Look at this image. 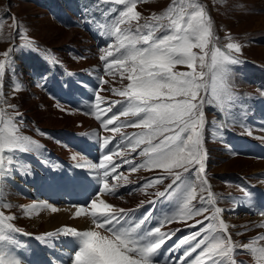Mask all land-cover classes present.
<instances>
[{"label":"snow or ice","instance_id":"obj_1","mask_svg":"<svg viewBox=\"0 0 264 264\" xmlns=\"http://www.w3.org/2000/svg\"><path fill=\"white\" fill-rule=\"evenodd\" d=\"M140 0H98V3L122 5V10L111 7L103 13L105 17L118 13L107 24H99L101 34L115 37V42L102 49L101 61L105 64L106 74H119L128 83L122 89L113 88L112 92L123 98L109 103L106 97L95 96L93 113L106 131L119 133L121 127L141 129L140 132L124 135L113 145L109 153L102 156L98 164H77L95 172L94 178L102 187L89 201L87 206H80L76 217H87L92 227L78 230L64 226L55 232H46L33 238L45 246L55 247L61 236L73 238L75 246L70 257V264H161L156 257L163 249L165 258L180 252L183 255L166 259L165 264H243L238 261V249L247 250L256 264H264V235L258 236L249 243L239 244L232 239L229 225L222 217L225 209L215 206L216 197L206 175L207 150L204 146L205 105H214L222 112L233 108L239 99L231 85L232 67L241 63L233 55L241 51V45L229 42L224 48L215 45V34L212 18L198 0H172L166 12L153 16L150 21L141 24V13L136 11ZM15 19V18H13ZM89 23L93 20L89 19ZM0 19V26H2ZM127 25V27H121ZM18 28V24L14 25ZM159 33V34H158ZM17 36L25 39L24 47H31L33 42L27 40L19 31ZM231 40V37H228ZM212 45L209 51V45ZM200 49V53L193 51ZM9 49L2 53L9 58ZM6 62L0 60V99L3 98L2 81L5 75ZM177 65H186L190 71L178 72ZM200 69L197 71V69ZM13 76L15 70L12 69ZM101 85L108 84L101 78ZM15 90H22L19 82ZM203 94V95H202ZM105 103L106 108L100 104ZM120 108L113 112V107ZM13 111L7 113L0 108V182L11 178L14 171L22 175H31V168L17 158L16 153H32L41 145L21 132L22 114L16 105H8ZM111 113V115H108ZM121 117L134 119L121 121ZM120 122L117 124L116 122ZM113 127H109V126ZM224 125L218 126L222 131ZM113 137H105L102 145L107 147ZM143 146V147H141ZM125 149L137 152L144 157L140 164L131 159H123L120 164L113 156ZM238 153H233L237 155ZM73 159H76L74 156ZM122 164L129 165V171L138 168L160 169L162 174L148 180L139 191L162 185L170 180L163 191L157 190L155 196L161 203L172 201L175 210L164 214L151 227L155 210V200H148L153 208L148 209L140 218L134 215L135 209L117 207L100 198L102 194L115 195L116 184L109 185V177L120 180L123 173H117ZM191 173V175H188ZM194 177V179H193ZM124 183H128L124 178ZM199 188V204L197 200ZM247 197L246 205L253 212L256 205L253 194L243 189ZM207 193V196L204 193ZM2 194V189H0ZM162 198V199H161ZM122 199V197H121ZM144 201L137 209L144 205ZM211 206V212H210ZM234 207L230 211H235ZM3 209H11L10 203L0 205ZM27 208L28 206H22ZM37 208L39 205H32ZM55 213L56 207L44 204ZM210 215H205L209 213ZM26 215L29 213L26 211ZM264 216V210L259 212ZM189 228L200 225L196 231L178 238L167 248L163 246L168 240L181 231L177 228L171 232L162 231L164 224L173 221L186 223ZM14 214H5L0 210V264H24L19 255L25 245L17 235L29 236L15 226ZM258 227L264 228V222ZM195 253V256L193 254Z\"/></svg>","mask_w":264,"mask_h":264},{"label":"rangeland","instance_id":"obj_2","mask_svg":"<svg viewBox=\"0 0 264 264\" xmlns=\"http://www.w3.org/2000/svg\"><path fill=\"white\" fill-rule=\"evenodd\" d=\"M198 2L205 7L212 18L215 45L221 48L229 42L241 45L239 53L233 51V55L237 56L241 63L231 66V85L239 99L233 108L224 112L214 105H205L204 112L208 128L204 132V136L207 137L204 139V146L207 150L206 175L211 191L216 197V204L220 208L227 209L223 215L225 214L227 220L231 221L230 225L235 226L230 227L234 241L245 244L264 235V228L258 227L259 224L255 225L251 219L246 221L247 214L237 217L236 213H241L240 209L239 211L229 210L233 209L234 202L235 208L242 205L245 198L243 189H247V182L257 185L264 183V158L244 154L233 155L236 152L232 151L225 141L226 135H221V131L217 129L223 124L230 129L227 130L228 132L264 144V137L260 136V131H264V122H258L264 118V0H198ZM171 4L172 0H140L136 7V11L141 13L140 23L150 21L154 15L163 14ZM111 7H116L118 10L123 8L122 5L98 3V0H0V19L3 22L0 26V60H11V66L7 62L5 65L0 108L11 113L13 110L8 105L17 106L16 110L23 117V124L20 125L21 132L41 145L40 149L32 152L38 153L37 156L41 159L47 158L51 162L52 159L44 150V147H49L55 154L62 155L68 164H95L73 151L69 144L63 143L65 136L80 132H86L95 137L91 131L92 117L86 113L84 107L79 108L77 102L61 101L58 97L65 98V93L74 89L71 83L78 81L89 85V88L96 93L100 88L109 90L108 94L106 90L99 91V95L106 94L105 97H109L107 99L109 103L123 101V98L114 94L111 89H122L127 85L128 80L121 79L118 73L106 74L105 64L100 59L103 54L102 49H106L115 42V37L102 35L98 27L99 24H107L118 14L111 13L105 17L103 13ZM89 19L93 22L89 23ZM16 24L18 28L14 26ZM121 27H127V25H121ZM18 31L27 40L33 42L31 47H24L25 39L17 36ZM229 36L231 40L228 39ZM211 48L210 44L208 50L210 51ZM9 49H12L9 58H5L2 53ZM193 51L200 53V49ZM13 68L15 76H13ZM174 70L190 71L186 65H177ZM199 70L198 68L197 71ZM101 78L109 83L100 85ZM92 81L95 82V87L92 86ZM17 82L20 83L22 90H15ZM66 97L70 98L69 95ZM53 102L62 107L54 105ZM249 113L253 118L246 121L244 118ZM131 119L134 118L121 117V121ZM140 131L141 129L138 128L121 127L119 133L111 132L109 137L121 133L131 135ZM139 150L131 152V149H125L122 153L127 156L134 154L142 163L144 157L137 155ZM74 156L76 159H73ZM32 163H34L33 160ZM82 168L91 175L95 174L87 167ZM33 172L38 174L40 169L34 168L31 170V173ZM147 174L158 176L162 174V170L140 168L139 171L124 172L120 182L125 184L124 178H127L126 184L131 185L133 189L127 193L133 197L140 192L142 185L155 178L152 177L140 183L139 180ZM27 178L25 177L26 180ZM168 182L170 180H165L162 185H156L152 189H145V196L136 204L145 202L146 199L155 195L157 190L162 191ZM0 189H2L0 205L3 203L12 205L11 209L6 210L0 207V210L17 217L13 221L15 226L30 234H43L44 224L40 228L34 226L28 207H22L35 202L36 196L31 193L25 195L21 191L20 184L10 179L0 182ZM197 192V200L193 201V204L199 207V188ZM204 195L207 196V193L205 192ZM26 211L28 215L25 214ZM210 212L205 215H210ZM202 219L203 216H197L186 223L174 221V225L181 227ZM260 243L264 244V241ZM237 251L238 261L251 262L252 260L254 264L256 263L252 255L251 258L243 260L244 250Z\"/></svg>","mask_w":264,"mask_h":264},{"label":"bare ground","instance_id":"obj_3","mask_svg":"<svg viewBox=\"0 0 264 264\" xmlns=\"http://www.w3.org/2000/svg\"><path fill=\"white\" fill-rule=\"evenodd\" d=\"M249 14H251V13L249 12ZM47 100L52 101V100H50L48 98H47ZM53 104L56 105V106L57 105L58 106H61V105H59L57 103H54V102H53ZM245 104L247 105V103H245ZM256 107H257V105H256ZM82 118H84V117H82ZM109 127L111 128V126H109ZM91 129H92L91 131H93L94 134H95V136H97L98 138H100V137H108L111 134L110 131H106L104 128H102L101 126H99L97 123H94V122H93V126H92ZM84 130H86V129H84ZM243 133H245V132H243ZM248 135H250V134H248ZM260 136L264 137V131L263 130L260 131ZM36 163L38 165H40L38 161ZM16 172L19 174V176H21L23 178L26 176V175H22L20 171H16ZM28 176H29L30 179H35L36 177H38L36 174H31V175H28ZM11 178L12 179H15L13 176H11ZM17 183L21 184L22 188L24 187L27 191H29V193L36 194V192L33 189H30V188L26 187L23 184L22 179H20V180L18 179L17 180ZM259 186L262 187V188H264V183H262ZM145 193H146V190L140 191V192H137L135 195H133V197L131 195L125 193L124 195L121 196L122 199H121V197H119V198H113V197L107 196L106 194H102L100 198L104 199L106 202H108L110 204H113V205H115L117 207L131 208V207H135V206L140 205V204H136V202L138 200H140V198H143L145 196ZM34 196H36V195H34ZM154 197H156V196L153 195L151 198L146 199L145 202L148 201V200H150V199H153ZM34 201L35 202L30 203L28 205V208L27 209H28V211L30 213L29 215H32V217H33L32 224L34 226H36L37 228H40V226H42V224H44V230H45V232H42L43 234L46 233V232H55L57 229H60V228H62L64 226L74 227V228H76L78 230H87L89 227H92L91 221H90L89 218L83 217V216H81V217H76L75 216L76 211L82 205H78V206H75V207H69L65 202H64L65 204H61V202H60V204H57V203L52 202L51 200H47V199H44V198H41V197H37V196L34 198ZM246 201L247 200H245L244 202H242L243 204L241 206H238L237 208H235V210L238 209V211L240 209V211L242 213L241 214V213L237 212L236 213L238 215L237 217L244 216V215L247 214V218L245 219L246 221L248 219H251V221L254 222L255 225L260 224L261 222H264V216L259 215L260 207H259L258 204H255L256 205V211H255L256 212V216H253L252 215L251 218H248V216H250L249 214H251L252 210H250V208L246 205ZM34 204L35 205H39L40 207H37V208L31 207ZM44 204H48V205H50L52 207H56L58 209V211L55 212V213H53L50 210V208H44V207H42ZM225 211L227 212V209ZM42 222H45V223H42ZM230 223H231V221H229V225H230ZM37 231H39V229ZM239 243H241V242H239ZM54 250L58 254H60V256L63 257V258L66 259L68 257L66 255L65 250L63 249V246H62L61 243H56V245L54 247ZM242 254L241 255H242L243 258H248V257L251 258V254L247 250H244V253H242ZM54 261H57V259L54 258Z\"/></svg>","mask_w":264,"mask_h":264}]
</instances>
